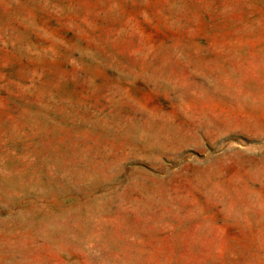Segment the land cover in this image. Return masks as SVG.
I'll return each mask as SVG.
<instances>
[{
	"label": "rangeland",
	"instance_id": "rangeland-1",
	"mask_svg": "<svg viewBox=\"0 0 264 264\" xmlns=\"http://www.w3.org/2000/svg\"><path fill=\"white\" fill-rule=\"evenodd\" d=\"M0 264H264V0H0Z\"/></svg>",
	"mask_w": 264,
	"mask_h": 264
}]
</instances>
